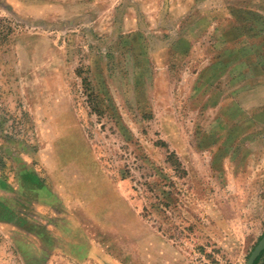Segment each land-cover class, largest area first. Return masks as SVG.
<instances>
[{
  "label": "rangeland",
  "instance_id": "1",
  "mask_svg": "<svg viewBox=\"0 0 264 264\" xmlns=\"http://www.w3.org/2000/svg\"><path fill=\"white\" fill-rule=\"evenodd\" d=\"M263 109L264 0H0V264H245Z\"/></svg>",
  "mask_w": 264,
  "mask_h": 264
},
{
  "label": "water",
  "instance_id": "2",
  "mask_svg": "<svg viewBox=\"0 0 264 264\" xmlns=\"http://www.w3.org/2000/svg\"><path fill=\"white\" fill-rule=\"evenodd\" d=\"M263 252H264V235L255 246L254 250L252 251L251 255L249 256L245 264H255Z\"/></svg>",
  "mask_w": 264,
  "mask_h": 264
},
{
  "label": "trees",
  "instance_id": "3",
  "mask_svg": "<svg viewBox=\"0 0 264 264\" xmlns=\"http://www.w3.org/2000/svg\"><path fill=\"white\" fill-rule=\"evenodd\" d=\"M262 254H264V252H263ZM260 258H261V256L259 257V259L256 261V263H255V264H258V261L260 260Z\"/></svg>",
  "mask_w": 264,
  "mask_h": 264
},
{
  "label": "crops",
  "instance_id": "4",
  "mask_svg": "<svg viewBox=\"0 0 264 264\" xmlns=\"http://www.w3.org/2000/svg\"><path fill=\"white\" fill-rule=\"evenodd\" d=\"M263 116H264V109H263Z\"/></svg>",
  "mask_w": 264,
  "mask_h": 264
}]
</instances>
